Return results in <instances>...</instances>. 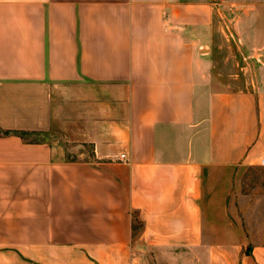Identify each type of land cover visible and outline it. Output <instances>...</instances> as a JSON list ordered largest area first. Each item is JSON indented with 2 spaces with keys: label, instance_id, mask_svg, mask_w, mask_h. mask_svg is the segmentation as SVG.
<instances>
[{
  "label": "crops",
  "instance_id": "1",
  "mask_svg": "<svg viewBox=\"0 0 264 264\" xmlns=\"http://www.w3.org/2000/svg\"><path fill=\"white\" fill-rule=\"evenodd\" d=\"M262 200L264 0H0V264H264Z\"/></svg>",
  "mask_w": 264,
  "mask_h": 264
},
{
  "label": "rangeland",
  "instance_id": "2",
  "mask_svg": "<svg viewBox=\"0 0 264 264\" xmlns=\"http://www.w3.org/2000/svg\"><path fill=\"white\" fill-rule=\"evenodd\" d=\"M258 61L262 62L261 59H258ZM25 138L30 139V140H41L42 136L40 134H28L25 136ZM262 176H263V173L260 170H255V169H249V171L245 174L246 178L251 179V181L253 183H255V185H253V187L258 186V188H257L258 191H261V189L263 188V185H260V178ZM230 203L232 205V198H230ZM261 205H264V200H262ZM258 217L261 218V220H263L262 224L264 225V214H259ZM230 218H232L234 220V224L236 225V227H239L240 225H242L243 230L245 229L244 222H243L244 219H242V217H241V219H239L236 212L231 213ZM138 226L139 225H138L137 221L134 219L133 220V228H134L133 232H134V234L137 233L138 228H139Z\"/></svg>",
  "mask_w": 264,
  "mask_h": 264
},
{
  "label": "trees",
  "instance_id": "3",
  "mask_svg": "<svg viewBox=\"0 0 264 264\" xmlns=\"http://www.w3.org/2000/svg\"><path fill=\"white\" fill-rule=\"evenodd\" d=\"M23 134H24V133H21V135H23ZM133 218L137 221L138 225H139V222H140V221H139V219L136 217V215L132 213V230L134 231V228H133V220H134V219H133ZM138 227H139V226H138Z\"/></svg>",
  "mask_w": 264,
  "mask_h": 264
},
{
  "label": "built area",
  "instance_id": "4",
  "mask_svg": "<svg viewBox=\"0 0 264 264\" xmlns=\"http://www.w3.org/2000/svg\"><path fill=\"white\" fill-rule=\"evenodd\" d=\"M123 156V155H122Z\"/></svg>",
  "mask_w": 264,
  "mask_h": 264
}]
</instances>
